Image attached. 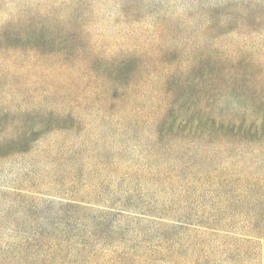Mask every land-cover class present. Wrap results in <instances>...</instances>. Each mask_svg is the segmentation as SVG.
Returning a JSON list of instances; mask_svg holds the SVG:
<instances>
[{
  "label": "trees",
  "instance_id": "trees-1",
  "mask_svg": "<svg viewBox=\"0 0 264 264\" xmlns=\"http://www.w3.org/2000/svg\"><path fill=\"white\" fill-rule=\"evenodd\" d=\"M10 35L0 33V162L28 154L48 134L82 137L81 130L92 119L104 137L119 131L118 137L147 141L144 153L152 159L173 157L175 168L164 177L194 198L189 214L178 217L181 228L204 235L207 230L224 232L230 238L236 232L229 229H237L230 228L232 220L241 217L252 234L246 236L264 238V58L236 60L219 49L190 46H135L108 56L96 46H71L54 32ZM17 41L33 45L15 46ZM22 70L44 88H26L18 76ZM6 88L10 94L1 91ZM225 101L237 108H232L229 120L214 118ZM80 155L78 151L68 157L64 152L58 161L76 162ZM29 196L18 193L11 201L45 215L50 223L44 221L47 228L25 237L18 254L48 248L49 240L59 242L61 253L73 248L83 255L89 249L88 240L68 246L66 237L68 230L71 239L77 235L76 228L83 226L81 213L90 209L73 203L41 207ZM174 207L186 212L188 206ZM207 208L214 214L206 216ZM107 209H92L101 224L113 216ZM222 209L230 216L227 221L220 219ZM193 210L198 212L194 217ZM159 239L164 242L165 237ZM244 239L237 240L252 244Z\"/></svg>",
  "mask_w": 264,
  "mask_h": 264
},
{
  "label": "rangeland",
  "instance_id": "rangeland-1",
  "mask_svg": "<svg viewBox=\"0 0 264 264\" xmlns=\"http://www.w3.org/2000/svg\"><path fill=\"white\" fill-rule=\"evenodd\" d=\"M3 32L14 36L54 32L71 46H96L108 56L133 51L135 46H190L219 49L236 60L264 58V0H0ZM24 75L19 71L26 88H44ZM1 91L11 93L9 88ZM232 108L237 106L225 101L213 116L229 120ZM91 122L81 130L82 137L48 134L28 154L0 162V264H264V238L246 236L252 234L241 217L232 220L230 228L237 231L229 229L236 232L230 238L224 232H188L176 223L180 214L194 208V198L181 184L164 177L175 168L172 156L152 159L144 153L147 141L118 137L119 131L104 137ZM78 151L76 162L58 161L64 152L69 157ZM18 193L30 195V202L41 207L73 203L90 209L82 211L83 226L76 228L77 235L71 239L68 230L66 237L68 246L88 240L89 249L83 255L73 248L61 253L59 242L49 240L48 248L18 254L20 246L26 245L25 237L34 229L47 228L44 221L50 223L45 215L12 202ZM185 204L186 212L174 207ZM101 207L115 213L105 224L92 211ZM121 209L132 212L116 214ZM206 211V216L214 214L212 209ZM194 213L198 212L193 210L191 216ZM228 218L222 209L221 221ZM162 222L167 226H160ZM244 238L252 244L239 241ZM52 247L56 249L49 250Z\"/></svg>",
  "mask_w": 264,
  "mask_h": 264
}]
</instances>
